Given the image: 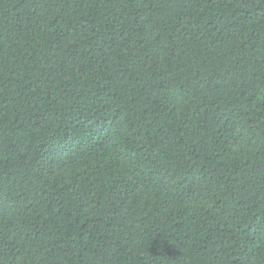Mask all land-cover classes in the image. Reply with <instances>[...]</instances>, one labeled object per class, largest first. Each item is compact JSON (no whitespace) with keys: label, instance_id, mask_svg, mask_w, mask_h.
I'll use <instances>...</instances> for the list:
<instances>
[{"label":"trees","instance_id":"trees-1","mask_svg":"<svg viewBox=\"0 0 264 264\" xmlns=\"http://www.w3.org/2000/svg\"><path fill=\"white\" fill-rule=\"evenodd\" d=\"M0 264H264V0H0Z\"/></svg>","mask_w":264,"mask_h":264}]
</instances>
